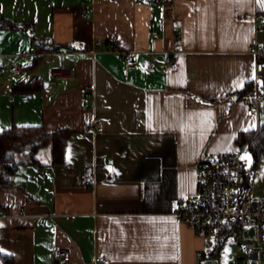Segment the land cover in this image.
Masks as SVG:
<instances>
[{
    "label": "crops",
    "instance_id": "1",
    "mask_svg": "<svg viewBox=\"0 0 264 264\" xmlns=\"http://www.w3.org/2000/svg\"><path fill=\"white\" fill-rule=\"evenodd\" d=\"M0 17L30 22L58 48L33 55L27 32L0 29V132H73L63 163L52 165L43 147L37 163L20 165L14 186L0 189V252L14 264H59L56 247L69 250L68 264L213 260L214 242L174 210L197 192L204 152L235 151L238 134L263 122L237 92L255 80L264 0H175L171 14L159 0H0ZM96 40L138 52L137 67L126 69ZM13 63L26 65L21 77L10 73ZM60 64L74 77L52 78ZM37 79L39 91L13 93ZM85 86L94 87L92 98L80 92ZM93 117L102 120L96 131L88 128ZM254 172V194L264 197V154Z\"/></svg>",
    "mask_w": 264,
    "mask_h": 264
},
{
    "label": "built area",
    "instance_id": "2",
    "mask_svg": "<svg viewBox=\"0 0 264 264\" xmlns=\"http://www.w3.org/2000/svg\"><path fill=\"white\" fill-rule=\"evenodd\" d=\"M175 0H159L165 14L174 11ZM153 37L158 36L157 31L152 32ZM96 46L105 45V50L121 55L126 69H135L138 64V52L134 50H121L115 41L96 40ZM59 54H63L57 50ZM33 55H38L34 47L30 48ZM95 51H93L94 53ZM255 57V88L243 97L251 113L259 114L263 92L260 87L261 78L264 77V48L257 45L253 47ZM156 55L151 52L147 55L148 62L153 65ZM167 68L175 70L176 64L171 53L163 54ZM26 70L24 63H13L9 71L13 76L21 77ZM75 72L63 64L51 69L54 79L68 81ZM2 72L0 71V78ZM85 96H94V87L85 86L80 89ZM85 104V103H84ZM102 127V120L93 117L88 122V128L96 131ZM247 144L240 143L233 152H204L197 163L196 182L197 192L180 202L174 214L186 222L196 232L214 242L218 248V239L226 224L235 225L236 229L231 240L236 245L235 253H227L221 249V254L232 260V264H264V197H257L253 191L254 168L247 156ZM89 185V182H86ZM0 209V214H2ZM252 229L248 235L246 230ZM52 258L59 264H68L70 252L64 248H53ZM98 264H110L105 257L97 259Z\"/></svg>",
    "mask_w": 264,
    "mask_h": 264
},
{
    "label": "trees",
    "instance_id": "3",
    "mask_svg": "<svg viewBox=\"0 0 264 264\" xmlns=\"http://www.w3.org/2000/svg\"><path fill=\"white\" fill-rule=\"evenodd\" d=\"M0 29L23 30L31 37L32 46L38 53L52 52L58 49L52 39L34 35L30 22H16L0 17ZM37 57L30 66H34ZM260 87L263 92L260 113L263 122L256 130L240 132L237 143L247 144V153L251 155L253 168L257 167L264 154V77L261 78ZM41 81L39 79L28 83H17L13 87V93H33L39 91ZM255 88L254 81L246 84L244 89L237 92L243 98ZM73 134L68 128L56 131H48L43 125L19 126L11 125L0 132V189L15 185L14 176L24 163H37V151L43 147L50 146L52 165L64 162L68 141ZM236 227L226 224L218 239V248L212 257L218 264H223L221 249L226 245L233 235ZM0 264H14L12 256L0 252Z\"/></svg>",
    "mask_w": 264,
    "mask_h": 264
},
{
    "label": "rangeland",
    "instance_id": "4",
    "mask_svg": "<svg viewBox=\"0 0 264 264\" xmlns=\"http://www.w3.org/2000/svg\"><path fill=\"white\" fill-rule=\"evenodd\" d=\"M246 153H247V151H246ZM247 156L249 157V158H251V155H249L248 153H247ZM252 229L251 228H248L247 230H246V233L248 234V235H251L252 234ZM225 251L227 252V253H235V251H236V245H235V243H234V241L233 240H229L227 243H226V245H225ZM224 257V256H223ZM225 257H227V256H225ZM223 264H230V261L227 259V258H223Z\"/></svg>",
    "mask_w": 264,
    "mask_h": 264
},
{
    "label": "water",
    "instance_id": "5",
    "mask_svg": "<svg viewBox=\"0 0 264 264\" xmlns=\"http://www.w3.org/2000/svg\"><path fill=\"white\" fill-rule=\"evenodd\" d=\"M203 264H218L217 260H207L206 262H204Z\"/></svg>",
    "mask_w": 264,
    "mask_h": 264
}]
</instances>
